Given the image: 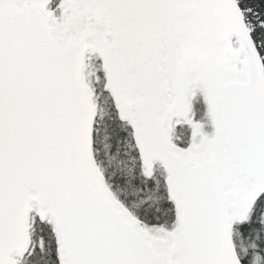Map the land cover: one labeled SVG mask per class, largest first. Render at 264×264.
I'll return each instance as SVG.
<instances>
[{
	"label": "snow or ice",
	"instance_id": "6c2138e0",
	"mask_svg": "<svg viewBox=\"0 0 264 264\" xmlns=\"http://www.w3.org/2000/svg\"><path fill=\"white\" fill-rule=\"evenodd\" d=\"M0 264H264V0H0Z\"/></svg>",
	"mask_w": 264,
	"mask_h": 264
}]
</instances>
